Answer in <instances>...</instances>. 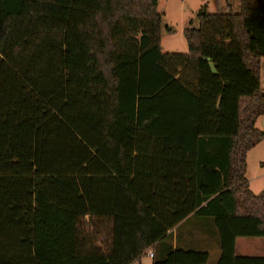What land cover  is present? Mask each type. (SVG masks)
Returning <instances> with one entry per match:
<instances>
[{"label": "trees", "instance_id": "obj_1", "mask_svg": "<svg viewBox=\"0 0 264 264\" xmlns=\"http://www.w3.org/2000/svg\"><path fill=\"white\" fill-rule=\"evenodd\" d=\"M158 0H0V264H207L171 232L209 218L216 264L264 239V0L197 14L161 48Z\"/></svg>", "mask_w": 264, "mask_h": 264}, {"label": "rangeland", "instance_id": "obj_2", "mask_svg": "<svg viewBox=\"0 0 264 264\" xmlns=\"http://www.w3.org/2000/svg\"><path fill=\"white\" fill-rule=\"evenodd\" d=\"M158 11L163 16L161 28V48L165 54H187L188 46L184 30L192 24L198 28L197 14L206 7L208 14L239 13L240 0H158ZM261 88L264 94V59L262 60ZM256 127L264 132V116L258 118ZM247 179L250 190L258 195L264 193V141L251 150L247 156ZM187 226L200 229L208 242V248L218 245V230L212 219L196 218ZM185 228L179 230L182 234ZM245 241H255L244 239ZM260 241L264 242V239Z\"/></svg>", "mask_w": 264, "mask_h": 264}, {"label": "crops", "instance_id": "obj_3", "mask_svg": "<svg viewBox=\"0 0 264 264\" xmlns=\"http://www.w3.org/2000/svg\"><path fill=\"white\" fill-rule=\"evenodd\" d=\"M189 222L190 220L182 223L177 229L173 230L171 232L172 241L170 242L169 240L166 243L171 244L173 249L179 247L183 249L208 251L210 253V260L207 264H216L220 256L218 245H215L214 249H209L206 235L199 228L195 230L187 226ZM182 228H185V231L181 234L179 230ZM244 239L239 238L236 241V253L238 256L264 257V242L260 241L261 239H253L255 241H245ZM152 253L154 254L153 258L149 257L147 253L134 264H153V259L155 258L154 250H152Z\"/></svg>", "mask_w": 264, "mask_h": 264}, {"label": "built area", "instance_id": "obj_4", "mask_svg": "<svg viewBox=\"0 0 264 264\" xmlns=\"http://www.w3.org/2000/svg\"><path fill=\"white\" fill-rule=\"evenodd\" d=\"M148 256L151 257V258L154 257V254L152 253V251H149V252H148Z\"/></svg>", "mask_w": 264, "mask_h": 264}]
</instances>
